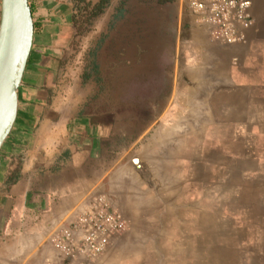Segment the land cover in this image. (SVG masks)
<instances>
[{"label": "crops", "instance_id": "0c3cea01", "mask_svg": "<svg viewBox=\"0 0 264 264\" xmlns=\"http://www.w3.org/2000/svg\"><path fill=\"white\" fill-rule=\"evenodd\" d=\"M29 1L40 29L0 148V264H264V0L233 43L179 5L165 70H131L111 99L102 70L72 78L67 0ZM97 196L124 230L94 259L63 257L55 231Z\"/></svg>", "mask_w": 264, "mask_h": 264}, {"label": "rangeland", "instance_id": "374dc122", "mask_svg": "<svg viewBox=\"0 0 264 264\" xmlns=\"http://www.w3.org/2000/svg\"><path fill=\"white\" fill-rule=\"evenodd\" d=\"M122 2L121 16L114 20ZM67 3L72 15L71 1ZM179 5L184 8L181 0L164 3L159 0H110L85 34L75 36L72 26L69 56L72 78L84 84L86 71L102 70L98 71V77L104 87L109 88L107 94L111 99L116 98L115 91L111 90L113 83L118 82V78L128 82L131 70H136V82H144L155 70H165L175 39V12ZM91 81L95 82V78Z\"/></svg>", "mask_w": 264, "mask_h": 264}, {"label": "built area", "instance_id": "2783aa9c", "mask_svg": "<svg viewBox=\"0 0 264 264\" xmlns=\"http://www.w3.org/2000/svg\"><path fill=\"white\" fill-rule=\"evenodd\" d=\"M203 26L212 41L233 43L239 36L238 23L248 20V0H181ZM125 221L104 196L74 212L60 225L52 244L65 258L94 259L106 248L111 235L123 231Z\"/></svg>", "mask_w": 264, "mask_h": 264}, {"label": "water", "instance_id": "95a60500", "mask_svg": "<svg viewBox=\"0 0 264 264\" xmlns=\"http://www.w3.org/2000/svg\"><path fill=\"white\" fill-rule=\"evenodd\" d=\"M33 35L28 0H0V148L15 122L18 89Z\"/></svg>", "mask_w": 264, "mask_h": 264}, {"label": "trees", "instance_id": "16d2710c", "mask_svg": "<svg viewBox=\"0 0 264 264\" xmlns=\"http://www.w3.org/2000/svg\"><path fill=\"white\" fill-rule=\"evenodd\" d=\"M72 4V15L71 24L75 29V36H81L89 31L95 19H97L110 3V0H70ZM161 3L170 2L173 0H159ZM28 4L31 8L32 17L34 21V32L40 29L39 21L34 20V5L28 0ZM123 2L116 9L117 14L114 16V20L121 16ZM90 72L94 77H96L95 70L86 71L85 75Z\"/></svg>", "mask_w": 264, "mask_h": 264}]
</instances>
